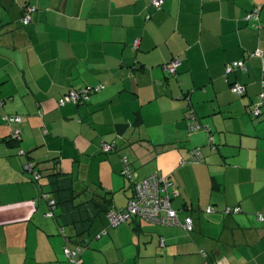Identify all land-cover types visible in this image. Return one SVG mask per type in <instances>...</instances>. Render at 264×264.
Segmentation results:
<instances>
[{
  "label": "crops",
  "instance_id": "0c3cea01",
  "mask_svg": "<svg viewBox=\"0 0 264 264\" xmlns=\"http://www.w3.org/2000/svg\"><path fill=\"white\" fill-rule=\"evenodd\" d=\"M149 3L0 0V116H22L15 126L0 121V264H73L65 245L79 241L77 228L67 224L68 242L63 220L46 217L43 200L34 204L40 188L23 171L28 157L46 189L60 175L86 205L82 220L94 219L84 264H264V0ZM26 5L36 8L27 26ZM255 7L259 18L246 21ZM175 57L181 66L170 76L164 66ZM238 61L248 71L227 82V65ZM100 84L88 103L59 106L68 90ZM260 104V117L248 113ZM189 105L205 128L189 132ZM17 128L19 144L9 139ZM111 142L117 150L104 153ZM195 148L203 162L184 163ZM123 157L133 182L154 173L174 181L172 207L181 222L192 219L191 232L137 219L97 236L101 205L122 209L133 195ZM233 207L240 212L227 217Z\"/></svg>",
  "mask_w": 264,
  "mask_h": 264
},
{
  "label": "built area",
  "instance_id": "2783aa9c",
  "mask_svg": "<svg viewBox=\"0 0 264 264\" xmlns=\"http://www.w3.org/2000/svg\"><path fill=\"white\" fill-rule=\"evenodd\" d=\"M165 3V0H151V5L156 8H161ZM35 12V8L33 6H28L25 10V14L22 18V23L27 26L31 23L32 14ZM260 15V9L255 8L251 13H249L246 17L247 21L251 19H258ZM134 46L137 48L139 46V40L134 42ZM256 56H262L260 52L255 54ZM181 65L179 59L172 60L168 65L165 66V71L170 75L174 74L177 68ZM234 70H243L247 71V67L245 62H234L227 66L226 72L227 74L233 72ZM105 89L103 84L97 86H87L80 90H70L65 95H63L59 100L60 106H65L70 103L74 104H84L88 103L93 94H96ZM245 91V87L239 83H235L232 86V92L237 95H242ZM263 98V95L261 96ZM249 112L254 116L258 117L261 115L260 107L249 109ZM7 124L11 125L13 123H20L21 118L19 116H5L3 118ZM186 123L189 132L199 131L203 128L202 124H200L197 120V117L193 114V112H188L186 115ZM208 130V129H207ZM20 130H15L13 132V136H19ZM213 141L211 137V142ZM115 148L114 144H103V151L110 152ZM23 154V152H21ZM204 160V155L202 153L201 148H195L190 152V157L184 161V163L189 164H198L202 163ZM123 170L122 176L128 178L129 180L133 179L132 171L129 166V162L126 158H123ZM24 170L31 172L32 165L25 164ZM35 178L38 179L40 176L38 174L35 175ZM174 181L169 177H164L158 173H154L142 181L134 184V195L132 199L129 200L126 209L121 211H111L107 215V220L110 228H116L133 218L142 219L144 221L157 224V225H166V226H181L187 232H191L193 230V221L191 218L186 219V221L181 222L178 217V211H176L172 207V200L179 195L175 188ZM53 205V202L50 203ZM207 213L215 212V208L213 206H209L206 209ZM240 209L236 208H227L225 210L226 215H231V213H239ZM52 212L46 215L47 217H52ZM257 220L261 223H264V215H259ZM107 234L106 231L103 232L102 235ZM164 240H161V244H163ZM65 253L68 258L75 264H81L79 260V255L76 251H72L68 248H65ZM204 257H207V254H203Z\"/></svg>",
  "mask_w": 264,
  "mask_h": 264
},
{
  "label": "trees",
  "instance_id": "16d2710c",
  "mask_svg": "<svg viewBox=\"0 0 264 264\" xmlns=\"http://www.w3.org/2000/svg\"><path fill=\"white\" fill-rule=\"evenodd\" d=\"M165 2H166V0H165ZM149 5H150V7H152L154 10H161L162 8H163V6L165 5V3H164V5L161 7V8H156V7H154V6H152L151 5V0H150V3H149ZM28 6H31V5H26V6H21L20 8V11H21V20H22V18H23V16H24V14H25V10H26V8L28 7ZM34 7V6H33ZM35 8V7H34ZM255 8H259V7H255ZM254 8V9H255ZM253 9V10H254ZM260 9V8H259ZM252 10V11H253ZM35 11H36V8H35ZM252 11H250L249 13H251ZM248 13V14H249ZM33 15V14H32ZM260 16V15H259ZM247 17V16H246ZM246 17H245V20H246ZM147 19H150V15H148L147 16ZM31 20H32V17H31ZM247 21V20H246ZM136 48V47H135ZM256 54V53H255ZM254 54V55H255ZM256 56V55H255ZM174 59H179L178 57H175V58H173L172 60H174ZM171 60V61H172ZM180 60V59H179ZM170 61V62H171ZM169 62V63H170ZM180 62H181V60H180ZM238 62H245V61H238ZM168 63V64H169ZM234 63V62H233ZM168 64H166V65H168ZM230 64H232V63H230ZM246 64V63H245ZM165 65V66H166ZM165 66H164V68H165ZM181 66V65H180ZM179 66V67H180ZM228 66V65H227ZM179 67L177 68V70H176V72L174 73V74H172V75H170L169 73V75L170 76H175L176 74H177V72H178V69H179ZM246 67H247V71H248V66H247V64H246ZM236 71H243V70H234L233 72H231V73H234V72H236ZM247 71H243V72H247ZM231 73H229V74H227V72H226V74H225V80L227 81V82H229V78H228V76L231 74ZM235 83H238V82H234V83H232V85H231V90H232V86L235 84ZM240 84V83H239ZM96 86V85H95ZM85 87H87V86H85ZM84 87V88H85ZM81 89H83V88H81ZM70 90H80V89H70ZM70 90H68L67 92H69ZM67 92H65L63 95H65ZM101 92V91H100ZM99 93V92H98ZM235 94V93H234ZM245 94V91H244V93L242 94V95H244ZM62 95V96H63ZM94 95V94H93ZM92 95V96H93ZM235 95H237V94H235ZM242 95H238V96H242ZM61 96V97H62ZM91 96V97H92ZM60 97V98H61ZM60 100V99H59ZM59 100H58V104H59ZM0 102H2V101H0ZM70 104H74V103H70ZM84 104H86V103H84ZM67 105H69V104H67ZM75 105H81V104H75ZM60 106V105H59ZM66 106V105H65ZM60 107H64V106H60ZM259 107L261 108V104L259 105ZM188 112H193V114L197 117V115H196V113H195V110L189 105V109H188ZM187 112V113H188ZM248 113H250L249 111H248ZM251 114V113H250ZM261 114H262V112H261ZM252 115V114H251ZM5 116H19L20 118H21V122H22V116L21 115H14V114H11V115H9V114H6V115H2V116H0V121L2 122V123H4V124H6V125H9V124H7L5 121H3V118L5 117ZM253 116V115H252ZM261 116V115H260ZM260 116H258V117H260ZM258 117H256V118H258ZM21 122L20 123H13V124H11L10 126H15V125H19V124H21ZM15 130H20L19 128H17V129H14V131ZM13 131V132H14ZM13 132L9 135V139H10V141L11 142H14V143H17V144H19L20 142H21V140H22V137H21V130H20V135L19 136H13ZM108 144H114L115 145V148L113 149V151H116L117 150V145H116V143H114V142H111V143H108ZM113 151H110V152H113ZM104 152V151H103ZM110 152H104V153H110ZM23 155H27V157L29 156V154L28 153H23ZM189 157H190V155H189ZM123 158H126V157H123ZM123 158H122V165H123ZM127 159V158H126ZM128 160V159H127ZM129 162V161H128ZM25 164H30V165H32V171L31 172H29V171H26V170H24V165ZM24 165H23V171L26 173V174H28L29 175V177H30V179H31V181L32 182H34V183H37L38 185H39V188H40V195L38 196V197H36L34 200H33V202H34V204L36 205V204H38V202L40 201V200H43L44 202H46L47 203V205H48V211H47V213H45V216L49 213V211H51L52 212V217H48V218H54V219H62L63 220V224H61V233L67 238V241L68 242H70L71 243V239H73V237H74V239L75 238H79V241H77V242H75V243H73L72 242V244L74 245V247H71V246H69L68 245V243H67V245H65V248H68V249H70V250H72V251H76L77 253H78V255H79V260H80V262H81V264H84V262H83V259H82V255H83V253L85 252V250L88 248V245H89V241H88V239H85V237L86 238H88V234H89V232H90V226L92 225V223H93V221H94V219H92V218H87V219H84V220H82V217H80V215L82 216V213L83 212H87L88 213V211H84L85 209L84 208H86L85 206V203L84 202H78V203H76V198H75V191L74 190H72L71 188H69V189H66V188H64V187H62V185H61V181L60 180H62V178L61 177H59L58 176V174L57 175H54V176H52L51 177V182L49 181V183L47 184V189H46V186L43 184V179L45 178V176H44V174H43V172L41 171V170H39L38 169V163H36L33 159H31V158H29L28 157V161L25 163ZM189 164V163H188ZM129 166H130V169H131V171H132V168H131V165H130V162H129ZM123 166H122V170H123ZM122 170H121V175H122ZM132 173H133V171H132ZM36 174H38L39 176H40V178H38V179H36L35 178V175ZM124 177V176H123ZM48 178H50V176L48 177ZM126 178V177H125ZM127 180H129L128 178H126ZM131 183H132V186H133V195H134V191H135V189H134V184H136L137 182H133V179H131V180H129ZM142 181V180H141ZM52 184L53 185H55V188L52 186ZM67 190H69V193H70V196H69V199H66V198H62V192L64 191L66 194H67ZM133 195H132V197H133ZM132 197L130 198V199H132ZM129 199V200H130ZM53 202V205H51L50 203H52ZM129 202V201H128ZM103 204V203H102ZM111 204H112V202L109 200V201H107V202H105L103 205H101V206H103V207H105V206H107L106 207V209H104V214H105V216H106V225H105V227L98 233V235L97 236H101L102 234H103V232L104 231H106V232H108V230L110 229V226H109V223H108V220H107V215H108V213L109 212H111V211H113V210H115V211H121V210H124V209H126V207L125 208H122V209H116L115 207H112L111 206ZM84 207V208H83ZM58 208H62L61 210V213L58 215L57 214V209ZM233 208H236V207H233ZM76 210V212H75V214H77L76 216H69L70 215V213L69 212H71L70 210ZM77 209H79V210H77ZM80 209H82V210H80ZM103 210V209H102ZM177 211V210H176ZM225 212V211H224ZM75 214H72V215H75ZM225 214V213H224ZM226 215V214H225ZM231 215H233V213H231ZM227 217L228 216H230V215H226ZM47 217V216H46ZM134 220H137V218H133V219H131L130 221H128V222H126V223H130V222H133ZM140 220H142V219H140ZM126 223H124V224H126ZM67 224H72V225H74L75 226V228H77V233L75 234V236H73V237H67V235H66V227H67ZM123 225V224H122ZM121 226V225H120ZM119 227V226H118ZM117 228V227H116ZM83 238V239H82ZM73 239V240H74ZM68 258V257H67ZM70 261H71V259L70 258H68ZM72 262V261H71ZM73 263V262H72ZM73 264H75V263H73Z\"/></svg>",
  "mask_w": 264,
  "mask_h": 264
},
{
  "label": "rangeland",
  "instance_id": "374dc122",
  "mask_svg": "<svg viewBox=\"0 0 264 264\" xmlns=\"http://www.w3.org/2000/svg\"><path fill=\"white\" fill-rule=\"evenodd\" d=\"M110 229H112V228H110ZM110 229H109V230H110ZM104 238H105V236H103V239H104ZM88 239H89V240L91 239V240H90V242H91L90 244H92V243H94V242L96 241L95 239H93V237L88 238ZM100 241H101V240H98L97 242H100Z\"/></svg>",
  "mask_w": 264,
  "mask_h": 264
}]
</instances>
